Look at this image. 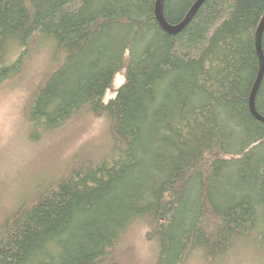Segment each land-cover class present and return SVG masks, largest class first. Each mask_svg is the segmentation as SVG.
I'll use <instances>...</instances> for the list:
<instances>
[{"label":"trees","instance_id":"1","mask_svg":"<svg viewBox=\"0 0 264 264\" xmlns=\"http://www.w3.org/2000/svg\"><path fill=\"white\" fill-rule=\"evenodd\" d=\"M195 1L164 0V19ZM155 2L0 0V85L33 40L50 54L25 103L30 138L92 116L111 144L0 212V264H117L133 225L152 264H218L249 239L264 252V125L248 109L264 0H205L176 35ZM255 108L264 117V74Z\"/></svg>","mask_w":264,"mask_h":264},{"label":"rangeland","instance_id":"2","mask_svg":"<svg viewBox=\"0 0 264 264\" xmlns=\"http://www.w3.org/2000/svg\"><path fill=\"white\" fill-rule=\"evenodd\" d=\"M35 44L38 46L30 48L28 55L22 58L19 71L12 72V77L0 85V212L4 213L18 207L16 202L24 196L30 197L35 192L33 190L47 187L48 183L61 177L79 157L85 154L97 157L111 147L108 143V121L92 116L74 117L56 130L40 132L38 137L33 134L34 140L30 138L32 130L25 125V103L40 77L47 74L50 64L48 50L33 40ZM13 57L11 55L9 61ZM122 83V74L116 75L113 89L106 92L104 102L114 97L115 90ZM105 139L104 144L99 143ZM126 233L121 238L126 251L121 252L118 263L152 264L154 250L144 230L133 225ZM249 240L241 243L240 247V243L235 244L218 264H264V252ZM195 257L200 256L191 254L188 264H205L198 258L196 261Z\"/></svg>","mask_w":264,"mask_h":264},{"label":"water","instance_id":"3","mask_svg":"<svg viewBox=\"0 0 264 264\" xmlns=\"http://www.w3.org/2000/svg\"><path fill=\"white\" fill-rule=\"evenodd\" d=\"M205 0H196L190 7V9L187 11L186 15L183 17V19L175 25H170L166 22L164 19L163 14V2L164 0H156L155 7H154V16L155 20L157 21L160 28L167 34L170 35H176L179 32H181L191 21L195 13L198 11V9L201 7V5L204 3ZM264 32V13L261 18V21L259 22L255 34H254V49L255 54L258 60V70L257 75L255 78V81L253 83V86L251 88L250 94H249V100H248V109L252 117L264 125V118L261 117L255 108V96L258 91V88L261 84V81L263 79L264 74V56L262 51V36Z\"/></svg>","mask_w":264,"mask_h":264},{"label":"bare ground","instance_id":"4","mask_svg":"<svg viewBox=\"0 0 264 264\" xmlns=\"http://www.w3.org/2000/svg\"><path fill=\"white\" fill-rule=\"evenodd\" d=\"M186 15V14H185ZM257 111V110H256ZM258 113V112H257ZM259 114V113H258ZM260 115V114H259ZM261 117H263L262 115H260ZM264 118V117H263Z\"/></svg>","mask_w":264,"mask_h":264}]
</instances>
